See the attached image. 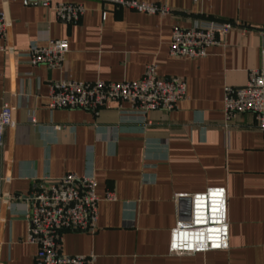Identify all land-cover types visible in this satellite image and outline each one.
<instances>
[{
  "label": "crops",
  "instance_id": "obj_1",
  "mask_svg": "<svg viewBox=\"0 0 264 264\" xmlns=\"http://www.w3.org/2000/svg\"><path fill=\"white\" fill-rule=\"evenodd\" d=\"M136 1L171 12L50 0L83 6L80 20L67 24L37 0H0L9 22L0 39V107L9 104L14 121L0 147V264H34L26 199L41 182L67 175L93 177L99 203L95 232L61 235L63 256L92 255L94 264H264V134L253 114L225 122L223 113L224 87H244L262 67L264 0ZM201 20L235 26L203 58L170 57L173 28ZM44 39L67 41L60 68L32 67L19 56ZM150 64L162 78L182 79L187 98L170 112H150L148 126L126 114L127 103L97 114L47 108L53 81L134 82ZM217 187L226 191L228 249L169 256L170 231L189 205L175 196Z\"/></svg>",
  "mask_w": 264,
  "mask_h": 264
},
{
  "label": "built area",
  "instance_id": "obj_2",
  "mask_svg": "<svg viewBox=\"0 0 264 264\" xmlns=\"http://www.w3.org/2000/svg\"><path fill=\"white\" fill-rule=\"evenodd\" d=\"M96 1L104 9L105 6H111L160 16H167L171 12L166 6L136 0ZM39 3L50 10L57 20L67 24L76 23L84 13V8L79 3L60 2L53 6H50V0H39ZM8 26L5 14L0 12V39L5 37ZM234 26L230 22L201 20L187 29L173 28L168 54L175 58H203L207 49L220 45L222 38ZM67 50L68 43L64 39L35 40L19 56L32 67L44 66L54 70L63 65ZM262 53V67L248 73L244 87H224L223 113L225 122H230L235 114H253L258 129L264 134V51ZM186 98V84L182 79L162 78L157 74V67L150 64L145 67L142 77L134 82H76L70 79L53 81L50 83L47 108L81 109L97 114L107 104L114 103L120 108L122 103H127L129 110L126 114L143 126H148L150 122L147 116L150 112H170L179 101ZM13 125L12 108L3 103L0 107V147L5 130ZM181 198L190 200L189 212L187 216L179 217L170 231L168 255L184 256L227 250L225 189L209 188L191 196H175L176 201ZM113 199L112 192H106L105 200ZM26 202L27 241L37 247L34 264H94L92 255L63 256L59 253L61 235L64 232L93 233L97 229L99 199L95 195L93 177L67 175L41 182Z\"/></svg>",
  "mask_w": 264,
  "mask_h": 264
},
{
  "label": "water",
  "instance_id": "obj_3",
  "mask_svg": "<svg viewBox=\"0 0 264 264\" xmlns=\"http://www.w3.org/2000/svg\"><path fill=\"white\" fill-rule=\"evenodd\" d=\"M37 2H38V4H40L39 3V0H37ZM188 203H189V205H190V200H188ZM189 205H188V208L184 211V209L183 210H181V215H180V217H184V216H187L188 215V212H189Z\"/></svg>",
  "mask_w": 264,
  "mask_h": 264
},
{
  "label": "snow or ice",
  "instance_id": "obj_4",
  "mask_svg": "<svg viewBox=\"0 0 264 264\" xmlns=\"http://www.w3.org/2000/svg\"><path fill=\"white\" fill-rule=\"evenodd\" d=\"M173 247H175V244L173 245Z\"/></svg>",
  "mask_w": 264,
  "mask_h": 264
}]
</instances>
